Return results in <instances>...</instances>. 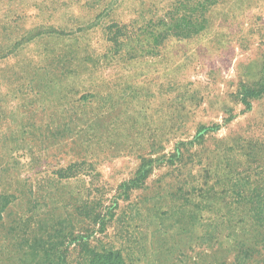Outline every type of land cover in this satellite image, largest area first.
I'll list each match as a JSON object with an SVG mask.
<instances>
[{
    "label": "rangeland",
    "instance_id": "obj_1",
    "mask_svg": "<svg viewBox=\"0 0 264 264\" xmlns=\"http://www.w3.org/2000/svg\"><path fill=\"white\" fill-rule=\"evenodd\" d=\"M263 81L264 0H0V264H264Z\"/></svg>",
    "mask_w": 264,
    "mask_h": 264
},
{
    "label": "trees",
    "instance_id": "obj_2",
    "mask_svg": "<svg viewBox=\"0 0 264 264\" xmlns=\"http://www.w3.org/2000/svg\"><path fill=\"white\" fill-rule=\"evenodd\" d=\"M246 93L250 96H258L261 93H264V81L259 88L254 90H248ZM143 174L141 177H144ZM139 178H134L129 181L132 186L136 185V182ZM82 237V236H81ZM64 251V250H63ZM82 259L77 264H128L121 256L120 252L116 249L98 246L97 244H89L85 242L81 246ZM59 254V255H58ZM54 253L53 256H45L44 260L40 264H67L63 258L61 252Z\"/></svg>",
    "mask_w": 264,
    "mask_h": 264
}]
</instances>
